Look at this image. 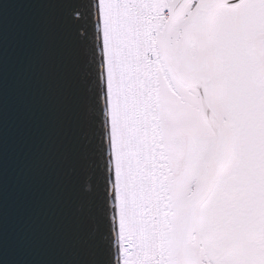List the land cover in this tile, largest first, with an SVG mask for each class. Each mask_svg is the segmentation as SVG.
<instances>
[{
  "label": "snow or ice",
  "instance_id": "obj_1",
  "mask_svg": "<svg viewBox=\"0 0 264 264\" xmlns=\"http://www.w3.org/2000/svg\"><path fill=\"white\" fill-rule=\"evenodd\" d=\"M59 2L90 29L87 191L107 217L76 264H264V0Z\"/></svg>",
  "mask_w": 264,
  "mask_h": 264
},
{
  "label": "water",
  "instance_id": "obj_2",
  "mask_svg": "<svg viewBox=\"0 0 264 264\" xmlns=\"http://www.w3.org/2000/svg\"><path fill=\"white\" fill-rule=\"evenodd\" d=\"M0 4V264H76L108 235L87 191L90 29L73 33L59 0Z\"/></svg>",
  "mask_w": 264,
  "mask_h": 264
}]
</instances>
